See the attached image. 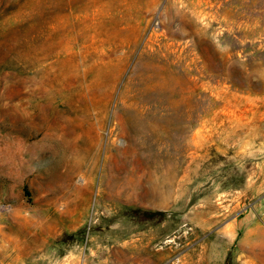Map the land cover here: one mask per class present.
Returning a JSON list of instances; mask_svg holds the SVG:
<instances>
[{
  "label": "rangeland",
  "instance_id": "rangeland-1",
  "mask_svg": "<svg viewBox=\"0 0 264 264\" xmlns=\"http://www.w3.org/2000/svg\"><path fill=\"white\" fill-rule=\"evenodd\" d=\"M0 264H264V0H0Z\"/></svg>",
  "mask_w": 264,
  "mask_h": 264
},
{
  "label": "bare ground",
  "instance_id": "bare-ground-1",
  "mask_svg": "<svg viewBox=\"0 0 264 264\" xmlns=\"http://www.w3.org/2000/svg\"><path fill=\"white\" fill-rule=\"evenodd\" d=\"M48 136V135H47ZM71 150V149H70ZM72 152V151H71ZM74 152V151H73Z\"/></svg>",
  "mask_w": 264,
  "mask_h": 264
}]
</instances>
